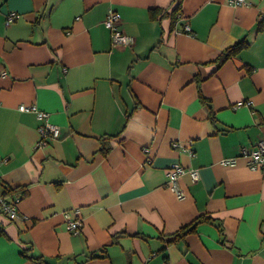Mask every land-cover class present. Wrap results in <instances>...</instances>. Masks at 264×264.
Wrapping results in <instances>:
<instances>
[{
	"label": "crops",
	"instance_id": "0c3cea01",
	"mask_svg": "<svg viewBox=\"0 0 264 264\" xmlns=\"http://www.w3.org/2000/svg\"><path fill=\"white\" fill-rule=\"evenodd\" d=\"M246 1L181 0L173 18L178 0H0V264H264V172L241 155L264 140V0ZM109 10L128 43L113 44ZM20 105L59 137L38 146ZM174 163L198 171L182 200Z\"/></svg>",
	"mask_w": 264,
	"mask_h": 264
},
{
	"label": "built area",
	"instance_id": "2783aa9c",
	"mask_svg": "<svg viewBox=\"0 0 264 264\" xmlns=\"http://www.w3.org/2000/svg\"><path fill=\"white\" fill-rule=\"evenodd\" d=\"M228 4L232 6H242L247 5L248 2L246 0H225ZM20 18V14L16 12H10L6 15L5 24L9 25ZM259 21L264 22V11L259 16ZM121 22L122 17L121 14L115 10H109L107 16L104 20V26L111 32L112 41L115 45H123L128 43V37L121 30ZM184 31L189 32L190 29L188 26L184 29ZM240 103L238 106H240ZM246 105H249L247 103ZM18 110L23 113H34L40 121V125L38 127L40 141L38 146H44L49 141L57 139L59 137V127L57 125L52 124L49 121L48 113L40 110L35 105H20ZM174 148H180L183 152L188 153L189 155H193L191 150V142H188L187 146L180 145L178 142L173 144ZM148 151V150H146ZM242 157L248 159L249 167L252 170H259L264 172V140L260 141L254 149L251 151H242ZM236 159H225L222 161V164L225 166H233L235 164ZM189 172L194 181L199 179L197 170H186L184 166L179 163H174L166 170V179L167 185L170 190L175 194L177 199L182 200L185 198L184 192L181 190L179 186V179L185 174ZM19 198H16L12 203H8L6 201L1 202V212L6 214L10 220H14L16 218V204ZM1 213V214H2ZM64 216L67 220V230L72 234H77L80 232L82 228L81 219H71L68 212L64 213Z\"/></svg>",
	"mask_w": 264,
	"mask_h": 264
},
{
	"label": "trees",
	"instance_id": "16d2710c",
	"mask_svg": "<svg viewBox=\"0 0 264 264\" xmlns=\"http://www.w3.org/2000/svg\"><path fill=\"white\" fill-rule=\"evenodd\" d=\"M178 7L177 9L174 11L175 15L173 16L176 17L177 15V10L178 8L180 7L181 5V0H178ZM155 14H157L156 11H152V16L154 17ZM264 22H262L261 24H263ZM263 28V26H260L259 27V30H261ZM248 46L247 42L246 41H241L239 43H237L235 46H233L232 48H229L225 53H223L218 59H217V64L221 65L223 64L224 62H226L230 57H232L233 55H236L237 53H239L241 50L245 49L246 47ZM7 193L9 192H4V195H6ZM211 222V218L210 217H206V216H200V217H197L191 224L185 226L179 233H177L174 237H177L175 238L178 239L179 238H184L187 234L193 232L196 227L199 225V224H202V223H209ZM31 259V262L32 264H47L42 258H30Z\"/></svg>",
	"mask_w": 264,
	"mask_h": 264
}]
</instances>
